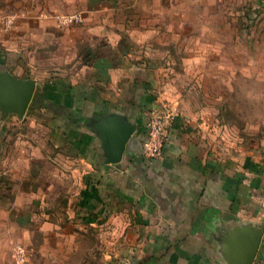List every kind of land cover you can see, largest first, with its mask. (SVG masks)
Segmentation results:
<instances>
[{
    "label": "crops",
    "instance_id": "0c3cea01",
    "mask_svg": "<svg viewBox=\"0 0 264 264\" xmlns=\"http://www.w3.org/2000/svg\"><path fill=\"white\" fill-rule=\"evenodd\" d=\"M133 1L0 0V71L35 83L22 117L0 112V264L14 232L23 264H228L245 228L261 230L251 264H264V155L218 151L183 107L161 155L142 154L147 112L177 102L135 50ZM107 115L135 126L117 163ZM30 123L48 151H31Z\"/></svg>",
    "mask_w": 264,
    "mask_h": 264
},
{
    "label": "rangeland",
    "instance_id": "374dc122",
    "mask_svg": "<svg viewBox=\"0 0 264 264\" xmlns=\"http://www.w3.org/2000/svg\"><path fill=\"white\" fill-rule=\"evenodd\" d=\"M128 6L142 10L129 11L136 16L127 22L140 29L142 46L135 50L162 75L177 102L173 113L189 111L224 154L264 155V0H136ZM38 127L30 123L31 151H48ZM17 236L3 251H14Z\"/></svg>",
    "mask_w": 264,
    "mask_h": 264
},
{
    "label": "water",
    "instance_id": "95a60500",
    "mask_svg": "<svg viewBox=\"0 0 264 264\" xmlns=\"http://www.w3.org/2000/svg\"><path fill=\"white\" fill-rule=\"evenodd\" d=\"M35 83L32 79L20 80L14 78L8 71H0V112L13 113L22 117L33 97ZM110 127L104 132L106 161L117 163L121 160L126 144L135 126L126 118L117 115H107ZM230 234L224 243L228 264H251L257 251L261 230L245 228Z\"/></svg>",
    "mask_w": 264,
    "mask_h": 264
},
{
    "label": "built area",
    "instance_id": "2783aa9c",
    "mask_svg": "<svg viewBox=\"0 0 264 264\" xmlns=\"http://www.w3.org/2000/svg\"><path fill=\"white\" fill-rule=\"evenodd\" d=\"M54 18L61 26H67L82 21L80 12L56 14ZM12 20L5 19V24L10 25ZM175 113L167 107H154L147 112L145 117V139L141 144L142 154L147 158H158L164 144L169 139V130L173 124ZM14 260L18 264L27 261V252L21 245H16L13 251Z\"/></svg>",
    "mask_w": 264,
    "mask_h": 264
}]
</instances>
